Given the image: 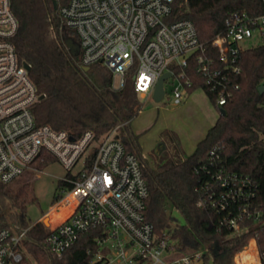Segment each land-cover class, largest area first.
Here are the masks:
<instances>
[{
    "label": "built area",
    "instance_id": "obj_1",
    "mask_svg": "<svg viewBox=\"0 0 264 264\" xmlns=\"http://www.w3.org/2000/svg\"><path fill=\"white\" fill-rule=\"evenodd\" d=\"M52 1L57 3L62 26L78 36L83 67L102 64L112 74L113 89L121 90L131 82L143 98L151 97L158 79L171 72L165 92L168 82L177 83L173 89L175 105L184 101L192 83L183 80L184 74H176L174 68H186L189 59L195 58L216 106L222 108L239 88L232 76L241 72L239 56L244 49L240 44L255 33L264 40V12L256 17L233 13L226 18L223 33L211 43L219 54L215 62L192 21L172 20L179 0ZM18 28L12 0H0V183L14 182L47 155L71 174L75 167H81L73 173L77 179H65L73 184L61 197L70 213L49 228V250L61 256L82 235L96 231L99 237L93 264H203L207 248L174 257L171 236H156L145 215L149 188L140 162L114 133L96 144L92 131L76 138L67 131L37 124L32 108L42 94L29 76L27 62L19 60L14 44ZM93 148L95 157L87 168L86 157ZM210 155L215 173L208 166L203 170L217 191H212L207 203L200 200L198 206L226 212L220 223L238 236L248 231L242 223L252 220L260 232L235 255L234 263L264 264V217L252 208L258 185L249 177L228 172L215 149ZM25 233L0 230V264L23 260L19 245ZM251 241L254 250L243 255Z\"/></svg>",
    "mask_w": 264,
    "mask_h": 264
},
{
    "label": "trees",
    "instance_id": "obj_2",
    "mask_svg": "<svg viewBox=\"0 0 264 264\" xmlns=\"http://www.w3.org/2000/svg\"><path fill=\"white\" fill-rule=\"evenodd\" d=\"M12 8L19 22L14 38L19 60L31 65L29 76L38 92L45 95L32 108L37 124L67 131L76 138L92 131L96 144L117 128V137L142 167L149 188L145 215L154 225L156 236L161 239L169 234L170 248L178 255L207 248L203 264H234L235 255L260 232L259 227L252 220H245L242 226L248 231L235 235L220 223L226 212L198 206V202L207 203L212 191H217L211 176L203 170L208 166L215 173L210 166V153L215 149L228 172L256 182L258 189L252 208L264 217V94L259 92L264 85V44L240 53L241 72L232 76L239 88L222 108L216 106L214 94L198 72L195 58L189 59L186 68H174L176 74H184L183 80L191 81L188 93L203 90L218 109L219 117L186 159L150 165L143 158L139 136L131 127L143 106L132 83L128 82L121 90L113 89L112 74L100 63L84 71L78 36L62 26L52 0H12ZM263 12L262 0H179L174 5L172 20L192 21L200 42L208 48V55L218 62L219 54L211 43L225 30L226 18L233 13L256 17ZM69 39L78 46L75 54L66 45ZM95 152L93 148L86 157L87 168ZM55 161L47 155L35 168L40 171ZM66 178L77 179L70 172ZM65 179L58 182V188L67 191L73 184ZM33 200L28 185L16 188L12 183H0V230L9 229L12 233L26 230L19 245L23 260L17 264H93L99 232L82 235L64 254L54 255L46 244L49 228L42 222L33 224L27 218L28 205ZM7 207L18 212L16 226H11L3 216ZM175 212L180 214L182 223L174 218ZM69 213L65 206L56 209L48 223L52 225ZM253 250L251 241L243 254Z\"/></svg>",
    "mask_w": 264,
    "mask_h": 264
},
{
    "label": "rangeland",
    "instance_id": "obj_3",
    "mask_svg": "<svg viewBox=\"0 0 264 264\" xmlns=\"http://www.w3.org/2000/svg\"><path fill=\"white\" fill-rule=\"evenodd\" d=\"M263 44V38L255 33L251 39L243 41L240 45L243 49H251ZM175 86L176 82L170 81L166 84V95L160 103H156L152 96L143 98L139 95L143 106L138 116L132 120L131 127L139 136L143 158L150 165L169 159H186L195 151L197 144L219 117L218 109L200 89L191 94L185 93L184 101L180 105H175L173 102ZM111 133L115 136L119 134L117 128ZM80 168V165L75 167L72 174L77 173ZM67 174V169L55 161L40 171L36 170L34 165L12 182V186L16 188L28 185L31 196L35 199L29 202L27 209V218L31 223L42 222L50 228L63 221L62 219L50 225L48 218L54 210L58 211L64 207L61 196L65 195V190L58 188V182L65 179ZM2 213L6 222L16 226L18 214L16 210L7 207ZM174 218L180 223L183 222L177 212L174 213ZM173 227L174 225L171 228ZM166 256L167 254L164 255ZM173 256H177V253L173 252Z\"/></svg>",
    "mask_w": 264,
    "mask_h": 264
},
{
    "label": "water",
    "instance_id": "obj_4",
    "mask_svg": "<svg viewBox=\"0 0 264 264\" xmlns=\"http://www.w3.org/2000/svg\"><path fill=\"white\" fill-rule=\"evenodd\" d=\"M53 4H54V8L57 10V8H58L57 3L54 2ZM66 45H67L68 49L71 50L72 54H75V50L78 49V46L75 45L71 39L66 41ZM25 67L27 68L28 71H31V69H32L31 65H29L28 63L25 64ZM83 69H84V71H88L89 67H84ZM171 75H172L171 72H166L158 79V81L154 87V91H153V95H152L153 100L156 103H160L164 99L165 93H166L165 92V83L168 79H170ZM259 92L261 94H264V85H262L259 88ZM44 98H45V95H41L39 97V100H43ZM221 114H224L223 109H221Z\"/></svg>",
    "mask_w": 264,
    "mask_h": 264
},
{
    "label": "crops",
    "instance_id": "obj_5",
    "mask_svg": "<svg viewBox=\"0 0 264 264\" xmlns=\"http://www.w3.org/2000/svg\"><path fill=\"white\" fill-rule=\"evenodd\" d=\"M198 90H199V89H198ZM200 90H201V89H200ZM202 91H203V90H202ZM194 92H195V91H194ZM203 92H204V91H203ZM205 95H206V94H205ZM206 96H207V95H206ZM217 119H218V118H217ZM217 119H216V121H217ZM216 121H215V122H216ZM214 124H215V123H214ZM214 124H213V125H214ZM211 127H212V126H211ZM209 129H210V128H209Z\"/></svg>",
    "mask_w": 264,
    "mask_h": 264
},
{
    "label": "bare ground",
    "instance_id": "obj_6",
    "mask_svg": "<svg viewBox=\"0 0 264 264\" xmlns=\"http://www.w3.org/2000/svg\"><path fill=\"white\" fill-rule=\"evenodd\" d=\"M64 220V219H63ZM56 224V223H55ZM53 225V224H52ZM254 243V242H253ZM247 249V248H246Z\"/></svg>",
    "mask_w": 264,
    "mask_h": 264
}]
</instances>
